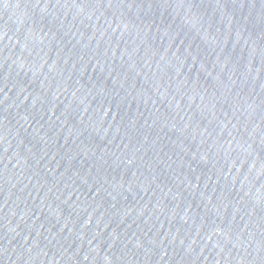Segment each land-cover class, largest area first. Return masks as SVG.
Instances as JSON below:
<instances>
[{
  "label": "water",
  "instance_id": "1",
  "mask_svg": "<svg viewBox=\"0 0 264 264\" xmlns=\"http://www.w3.org/2000/svg\"><path fill=\"white\" fill-rule=\"evenodd\" d=\"M0 264H264V0H0Z\"/></svg>",
  "mask_w": 264,
  "mask_h": 264
}]
</instances>
